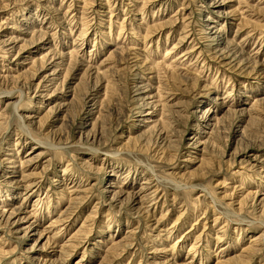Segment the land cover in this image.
<instances>
[{
	"label": "rangeland",
	"instance_id": "1",
	"mask_svg": "<svg viewBox=\"0 0 264 264\" xmlns=\"http://www.w3.org/2000/svg\"><path fill=\"white\" fill-rule=\"evenodd\" d=\"M229 6L213 40L202 0H0V42L26 21L51 42L26 37L27 60L0 49V209L43 213L38 235L55 225L20 239L13 213L0 264H264V0ZM49 50L67 59L41 102ZM138 84L161 95L148 130ZM207 108L221 118L201 139Z\"/></svg>",
	"mask_w": 264,
	"mask_h": 264
},
{
	"label": "bare ground",
	"instance_id": "2",
	"mask_svg": "<svg viewBox=\"0 0 264 264\" xmlns=\"http://www.w3.org/2000/svg\"><path fill=\"white\" fill-rule=\"evenodd\" d=\"M232 2V0H202V4L204 5V7H206L210 13L216 15V19L210 20V19H206L205 25H204V29L207 31V38L209 39H213L215 40L216 37H218L217 33H219L220 31H218V25L216 20L221 18L224 19V21L226 20H234L233 17V12L234 10H228L230 8L229 3ZM6 29H13V27L11 26H6ZM19 35H4L2 37L3 40H1L0 42V49H1V54H4L5 56H10L11 54H13L16 50L18 51L17 53H22V54H26L24 55L21 59L23 60H27V59H31L30 54L31 52H27V50L25 49V38L29 37L32 34L38 33L40 34V39H38L36 42H33V46L32 47H37L38 50H46L49 49L47 47V44L51 43L50 42V34L47 35V37H45L44 33H41L40 31H33L31 28V23L29 22H25L22 23V28L17 30ZM76 51V50H75ZM74 51V52H75ZM69 53V52H68ZM219 57L222 58V60H225L223 57H225V52L223 51H219ZM49 57L46 59L45 62V66L43 67L44 69H46V72L40 77V80L37 84V87H39L40 89L36 90V92L34 93V97L37 99H42L40 100L41 102L45 101V92L47 89H49L52 85H54L59 77H60V73L61 70L63 69L66 59H65V52L63 53H57L55 51H51L49 50L48 53ZM189 54V52H186L183 55H180L179 57H176L175 59H172L171 63L172 65H176V63L178 62V60L180 59V57ZM3 55V56H4ZM167 55H169V52L167 53ZM2 56V55H1ZM70 56V55H69ZM68 57V56H67ZM69 58V57H68ZM31 61V60H30ZM182 61V60H181ZM34 62V61H33ZM29 63V62H28ZM27 63V64H28ZM146 66L142 65V69L144 70V73L146 72V74H148L150 77H147L148 80L153 79L151 72L149 69L145 68ZM178 67V66H177ZM43 68L41 69L43 71ZM40 70V71H41ZM96 70V69H95ZM143 73V71L141 72ZM143 73V74H144ZM145 75V74H144ZM156 79V78H155ZM154 87V86H153ZM136 94H135V98L136 101L138 102L136 105V109H138V113L142 114L144 117H146V119H144L143 121H145V125H146V130L153 128L158 122L156 120V115H157V111L155 110L156 107H158V101H159V93L157 92H153L154 89L149 86V85H145V84H138L136 87ZM221 100L219 101V103H216V105H219L220 108H225V101L222 99H218ZM163 107V105H162ZM214 114L211 115L212 113H210V109L207 108L204 111H202V117L198 118V120L200 121L201 126H204V131H201V139L205 138L207 139V136L209 134V131H205V130H209V128H214L215 125L217 124V122L220 120L221 117H216L215 116V110L213 111ZM225 113V112H224ZM42 153H36L34 155H32V157H30L29 159L26 160V163H28V165H33L34 163H37L39 161V159H41L42 157ZM13 172H11L12 174ZM8 174H10V172H8ZM63 173H62V177H63ZM108 177L113 178L115 177L114 174H109ZM24 180V179H23ZM23 180L20 179V182H24ZM147 180V179H146ZM17 184H19L18 181H16ZM142 185L140 186L139 190L135 193L132 194L131 197H129L128 200H130L129 202V206L130 209L132 211H134L135 213H137L136 211L138 209H140L141 204L143 203V200L145 199L146 195H148V190H149V186L147 185L146 182H142ZM114 182L112 181V179H110L108 181V190L112 191L114 188ZM35 188V185L30 184L29 185H25L24 187V191L26 192L23 197V199H27L29 196H31L32 194H34L36 192L32 191ZM124 194V192L121 189H118L117 191H113L112 192V197L110 198V202H115L118 200V197L122 196ZM15 198V197H13ZM146 203V202H145ZM23 209V208H22ZM21 210V206L19 208H13V210H1L0 209V223H2V221H8L11 216L13 215V213L15 212H20V213H24L26 214L25 217H22L20 219H18L17 223L13 222L11 225V231L17 235L21 234L20 239H23L25 237L30 238V237H37L36 241L39 243L41 242V240L45 237V235H47L49 233V231H51V228L55 227V225H46L44 227V230L40 232V234L38 235L37 233L38 231V219H43V213L40 214V218H38L37 220H31L29 221V219H31V214L29 211H20ZM7 212H9V214L7 215ZM49 213V212H48ZM49 216V214L47 215ZM60 222V221H58ZM58 226V225H57ZM57 235V234H56ZM31 252L33 250H30ZM28 253V252H27ZM32 260L34 261H39L41 259H35L34 257H32ZM31 260V261H32ZM47 264H50L49 262Z\"/></svg>",
	"mask_w": 264,
	"mask_h": 264
}]
</instances>
